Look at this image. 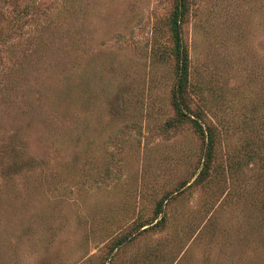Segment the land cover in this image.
I'll list each match as a JSON object with an SVG mask.
<instances>
[{"label": "rangeland", "instance_id": "rangeland-1", "mask_svg": "<svg viewBox=\"0 0 264 264\" xmlns=\"http://www.w3.org/2000/svg\"><path fill=\"white\" fill-rule=\"evenodd\" d=\"M184 4L179 116L174 0H0V264H264V0Z\"/></svg>", "mask_w": 264, "mask_h": 264}, {"label": "trees", "instance_id": "trees-1", "mask_svg": "<svg viewBox=\"0 0 264 264\" xmlns=\"http://www.w3.org/2000/svg\"><path fill=\"white\" fill-rule=\"evenodd\" d=\"M175 7L171 14L169 20V31L171 32L173 38V48L171 50L173 56L176 59V69H177V83H176V90L173 93V107L179 116H184L183 110L186 108L185 105V98H186V91L188 85V78H187V64H186V55L182 52V46L180 43L179 37V27L178 24L181 21L184 12H185V4L184 0H174ZM192 125L197 129L200 133H203L199 123L195 120H190ZM211 141V138H209ZM210 152L208 147V155L206 157V162L204 167L202 168V172L200 173V177L198 180H201L203 176L207 173V166L208 162L210 161ZM160 208V207H158ZM161 211L159 209L156 210V215H160ZM164 218L158 221L156 224L162 222Z\"/></svg>", "mask_w": 264, "mask_h": 264}]
</instances>
